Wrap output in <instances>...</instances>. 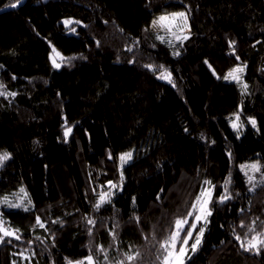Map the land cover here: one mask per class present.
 I'll return each mask as SVG.
<instances>
[{"label":"trees","instance_id":"trees-1","mask_svg":"<svg viewBox=\"0 0 264 264\" xmlns=\"http://www.w3.org/2000/svg\"><path fill=\"white\" fill-rule=\"evenodd\" d=\"M180 10L190 31L151 28ZM241 63L243 80H226ZM233 114L256 127L238 136ZM4 153L0 228L13 235L0 231V264H162L160 245L178 219L193 222L208 184L211 214L184 264H264V245L241 247L264 240V0H26L0 12Z\"/></svg>","mask_w":264,"mask_h":264},{"label":"rangeland","instance_id":"rangeland-1","mask_svg":"<svg viewBox=\"0 0 264 264\" xmlns=\"http://www.w3.org/2000/svg\"><path fill=\"white\" fill-rule=\"evenodd\" d=\"M175 13H184V16L183 17H178L177 16V17H175L173 19V15L172 14H175ZM162 16H167V17H169V19L167 21L162 22V23L154 24V22L155 21H159L160 17H162ZM151 28L154 31H160V32L185 33V32L190 31V22H189L187 13L184 10H180V11H176V12H170V13H160V14H157L154 17V19H153V21L151 23ZM237 68H242L243 69L242 72L235 73V75L238 76V79H235L234 80V79L229 78V79H226V80H234L236 82H240V80L241 81L243 80V73L245 71L246 64H242V63L241 64H238L234 69H237ZM233 70H231L230 72H232ZM228 74L226 76H228ZM237 116H238V114L230 115L228 117V120H229L230 126L236 132V134L238 136H240L242 134V132L246 128V125L247 124H250V125L256 127L257 124H256V118L255 117L249 118V120L246 123V122H242L240 120V118L237 120ZM252 121H255V125H253ZM233 123H236L238 126L234 128L233 127ZM127 153H131V158L130 159H125L124 161H122L121 160V157L124 156ZM137 156H138V154L136 152V148L135 149H132V150H128V151H124V152L118 153L116 155V158H117V163H118L119 168H121V169L122 168L127 169L129 166L133 165L134 162L137 159ZM255 162L256 161L252 160V161H248V162H246V163H244L242 165V169L244 170V172L247 174L248 177L249 176L250 177L252 176L254 170L251 169L250 167H247V166L252 165ZM202 192H204V193H210V196L209 195L201 196ZM213 193H214L213 186L210 185V184H208L207 186H205L200 191V194L198 196V197H201V204H197V200L195 202V204H197V207L195 208V217L198 216V215H200V216L203 217L202 219H200L199 221H197L195 219V217H194L193 222L191 224H189V219H188L189 217L180 218V220L186 219L187 220V223L183 224L182 230L180 231V240H178L176 242L175 247H176V250L177 251L181 247L182 240L187 235L188 231L189 230L192 231V238L188 240L187 245H184V247L186 249V254H185L184 261L190 256V254H192L193 252H195L197 250L198 247L196 248L195 251L192 250V244L195 242V237L198 235V233L200 232L201 229H203V235H204V232H205V229H206V223H207V220H208L209 215H206L204 213H201L200 212V208L203 206L202 201L203 200H208V203L206 205V210L211 213V202H212ZM17 197H18V195H16V198ZM5 198H6V196H1L0 195V202L3 201V200H5ZM17 203L20 204L21 201H19ZM192 225H195V227L192 228L191 227ZM174 231H176V226H175V230ZM202 237H201V240H202ZM77 264H78V262H77ZM92 264H94V262H92Z\"/></svg>","mask_w":264,"mask_h":264},{"label":"snow or ice","instance_id":"snow-or-ice-1","mask_svg":"<svg viewBox=\"0 0 264 264\" xmlns=\"http://www.w3.org/2000/svg\"><path fill=\"white\" fill-rule=\"evenodd\" d=\"M17 3H19V0H17ZM12 7H15L16 4H13L11 5ZM173 15V19L175 17H183L184 16V13H175V14H172ZM169 19V17L167 16H162L160 17L159 21H155L154 24H159V23H162L164 21H167ZM65 23H70L69 21H65ZM162 39V38H161ZM53 52L55 53L56 56H59L60 54L58 52L55 51V49H53ZM53 63L55 64V60H53ZM56 67H59L58 64H55ZM146 67H151V66H146ZM243 69L242 68H237V69H234L232 72H230L228 74V76L225 77V79H238V76L235 75V73H238V72H242ZM162 79H169L170 80V75H163L161 76ZM239 119V117L237 116V120ZM253 125H255V121H252ZM238 125L236 123H233V127H237ZM70 131V129L68 130ZM68 133L66 132L65 135H67ZM131 158V153H127L125 154L124 156L121 157V160L124 161L125 159H130ZM8 159V154L7 153H4V154H0V161H3V160H6ZM247 167H250L251 169H253L254 171H260V166L258 164H252V165H249ZM253 178L252 177H249V181H251ZM23 191V190H21ZM107 194L101 196L100 198V203H98L96 205L97 208H99L101 206V203H103L105 201V196ZM204 195H209L210 196V193H204L202 192L201 196H204ZM7 200V198H5V201ZM208 203V200H203L202 201V204L203 206L200 208V212L201 213H204L206 215H210L211 213L208 212L206 210V205ZM197 204H201V197H197ZM197 204H194L193 205V208L195 209L197 207ZM15 207H19V205H13ZM189 215H191V213H189ZM203 217L198 215L195 217V219L197 221H199L200 219H202ZM37 222L39 223V218H37ZM89 223H92V221H89ZM187 223V220L186 219H183V220H180L178 219L175 224H176V231L172 232V234L170 235V237L165 240L161 245H160V248L164 250L165 252V255L163 256L162 258V264H184V258H185V254H186V249L184 247V245H187L188 243V240L192 238V231L189 230L187 235L183 238L182 240V243H181V247L179 248V250L177 251L176 250V242L178 240H180V231L182 230V226L183 224ZM41 227H43V225L41 224L40 225ZM192 228L195 227V225H192L191 226ZM254 229H249V231H253ZM0 231H3L4 235L5 236H10V235H13V233L11 232H8L7 230L5 229H2L0 228ZM261 234H257L256 236H253L251 240H248L247 241V245H245L244 241H241V247H244L245 250H250V249H255L257 248V245H264V240H261L259 237H260ZM203 236V229L200 230V232L198 233V235L195 237V242L192 244V250L195 251L196 248L199 246V244L201 243V237ZM0 239H2V237H0ZM17 239H19V237H17ZM237 240H240L241 238L239 236L236 237ZM138 255V253H137ZM136 257L133 256V255H127L126 259L128 261H133ZM88 260V264H92L93 262V258L91 256H89L87 258ZM71 264V262H70ZM79 264V262H78ZM120 264H123V262H120Z\"/></svg>","mask_w":264,"mask_h":264},{"label":"water","instance_id":"water-1","mask_svg":"<svg viewBox=\"0 0 264 264\" xmlns=\"http://www.w3.org/2000/svg\"><path fill=\"white\" fill-rule=\"evenodd\" d=\"M25 1H26V0H21L19 3H16V6H15V7H12L11 5L1 7V8H0V12L6 11V10H8V9H12V8L19 7V6L22 5Z\"/></svg>","mask_w":264,"mask_h":264}]
</instances>
